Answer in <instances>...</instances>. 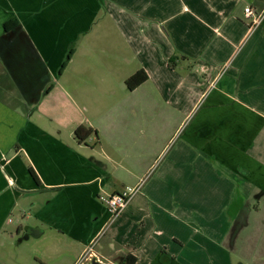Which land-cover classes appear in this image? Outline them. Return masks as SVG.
Wrapping results in <instances>:
<instances>
[{
	"label": "crops",
	"instance_id": "0c3cea01",
	"mask_svg": "<svg viewBox=\"0 0 264 264\" xmlns=\"http://www.w3.org/2000/svg\"><path fill=\"white\" fill-rule=\"evenodd\" d=\"M247 6L264 0H0V264L92 246L87 264H235L230 232L264 203V22ZM141 183L108 227L99 197Z\"/></svg>",
	"mask_w": 264,
	"mask_h": 264
},
{
	"label": "rangeland",
	"instance_id": "374dc122",
	"mask_svg": "<svg viewBox=\"0 0 264 264\" xmlns=\"http://www.w3.org/2000/svg\"><path fill=\"white\" fill-rule=\"evenodd\" d=\"M5 73L6 71L3 72L1 68L0 69L1 81H7L8 76ZM20 74H18V78L22 77L20 76ZM23 76L25 79H22V81L26 82V77L25 75ZM153 106L154 104L150 103L149 109L152 110ZM38 107L39 106L37 105V108ZM165 124H166V120L161 118V126ZM161 163H162V159H161ZM247 213H248L247 217H249L248 224L247 223L246 225L245 224L239 225L240 223L236 224L233 227L232 231L230 232L228 246L231 249V257L234 258L235 264H241L242 262H243L242 264H261L257 261H254L255 259H253V256L256 254L255 243L259 241L258 230H262L264 232V203L261 212H255V210L250 209ZM259 250H264V247L263 248L259 247ZM79 262L77 264H87V262H82V263Z\"/></svg>",
	"mask_w": 264,
	"mask_h": 264
},
{
	"label": "built area",
	"instance_id": "2783aa9c",
	"mask_svg": "<svg viewBox=\"0 0 264 264\" xmlns=\"http://www.w3.org/2000/svg\"><path fill=\"white\" fill-rule=\"evenodd\" d=\"M245 16L248 20L251 21L250 27L251 30H255L264 22V10L258 11L252 6H247L245 8ZM141 185L137 187H128L124 191L112 195H101L99 197L100 202L106 206L109 214H110V221L109 226H112L118 218L123 214V212L128 207L129 203L132 199L141 191ZM96 241L93 243V245ZM92 248L87 251L81 258L79 263L82 262H92ZM96 261H98L96 259ZM99 264V263H98Z\"/></svg>",
	"mask_w": 264,
	"mask_h": 264
},
{
	"label": "trees",
	"instance_id": "16d2710c",
	"mask_svg": "<svg viewBox=\"0 0 264 264\" xmlns=\"http://www.w3.org/2000/svg\"><path fill=\"white\" fill-rule=\"evenodd\" d=\"M9 26H10V24H7L5 26L6 29H8ZM14 27H17V25H14ZM70 58H71V56H69V59ZM66 66H67V62L64 63L63 68H66ZM148 79H149V76L145 71H139L127 80L126 86L130 91H132V90L136 89L137 87H139L140 85H142L143 83H145ZM93 133H94V130H92L91 128H87V127L82 126V127H79L75 131L74 136L78 142L84 143L89 139V137ZM31 173L37 179V176L33 170H31ZM135 263H136V258L129 256V257H127V259L125 260V262L123 264H135Z\"/></svg>",
	"mask_w": 264,
	"mask_h": 264
},
{
	"label": "flooded vegetation",
	"instance_id": "af4514ba",
	"mask_svg": "<svg viewBox=\"0 0 264 264\" xmlns=\"http://www.w3.org/2000/svg\"><path fill=\"white\" fill-rule=\"evenodd\" d=\"M100 264H102V263H100Z\"/></svg>",
	"mask_w": 264,
	"mask_h": 264
}]
</instances>
